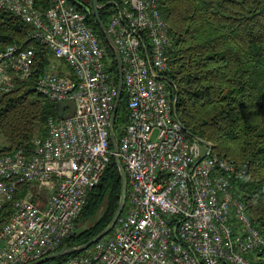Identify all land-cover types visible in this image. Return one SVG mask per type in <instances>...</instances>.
Returning a JSON list of instances; mask_svg holds the SVG:
<instances>
[{"label":"built area","instance_id":"obj_1","mask_svg":"<svg viewBox=\"0 0 264 264\" xmlns=\"http://www.w3.org/2000/svg\"><path fill=\"white\" fill-rule=\"evenodd\" d=\"M50 1L41 13L34 0H0V9L31 26L28 40L44 44L73 71L59 73L51 60L35 91L52 102H75L71 115L67 107L62 117H48L31 152L0 155V207L13 206L0 228V264H26L54 252L74 231L114 154L109 124L117 84L105 48L87 23L88 11L69 0ZM103 7L127 102L117 153L127 202L109 235L61 264H252L264 253V236L235 194L237 182L253 179L249 164L214 153L176 115L165 75L172 41L158 0H103ZM34 62L32 46L0 49V96L27 80Z\"/></svg>","mask_w":264,"mask_h":264},{"label":"trees","instance_id":"obj_2","mask_svg":"<svg viewBox=\"0 0 264 264\" xmlns=\"http://www.w3.org/2000/svg\"><path fill=\"white\" fill-rule=\"evenodd\" d=\"M78 1L88 7L87 23L104 46L108 70L118 84L115 55L95 20L92 0ZM102 1L98 0V4ZM50 2L34 0V7L44 13ZM158 3L172 41L165 75L173 84L175 113L192 135L211 143L214 153L248 162L253 179L237 182L235 194L245 203L253 224L264 236V0ZM98 13L105 26L109 12L103 7ZM31 31V26L18 16L0 9V49L17 43L32 46L35 51L31 76L18 79L12 91L0 96V135L5 141L0 155L18 148L31 152L33 138L45 135L48 117L59 115V107L67 108L33 88L36 77L47 70L52 55L44 44L27 39ZM58 70L62 73L59 67ZM119 111L125 123L128 111L123 91L112 125L117 142ZM120 187L119 169L114 156H110L99 183L88 192L74 231L55 251L82 245L101 232L118 206ZM23 188V184L18 186L19 191ZM19 191L14 199L22 194ZM12 211V201L0 207V228ZM83 253L85 250L71 252L40 264H61ZM252 264H264V253L253 256Z\"/></svg>","mask_w":264,"mask_h":264},{"label":"water","instance_id":"obj_3","mask_svg":"<svg viewBox=\"0 0 264 264\" xmlns=\"http://www.w3.org/2000/svg\"><path fill=\"white\" fill-rule=\"evenodd\" d=\"M72 4H74L76 7L83 9L85 11H88V7H86L85 5H83L82 3H80L78 0H69ZM99 4H98V0H92V11L94 13L95 16V20L98 24L99 29L101 30L105 40L107 41V43L109 44V46L111 47V49L114 52L115 55V59L117 62V66H118V84H117V95L115 98V102H114V107H113V111L111 113V117H110V124H109V138H110V143L113 149V153H114V159L115 162L118 166L119 169V173H120V177H121V187H120V196H119V202H118V206L111 218V220L109 221V223L107 224V226L101 230V232H99L96 236H94L93 238H91L90 240H88L86 243L79 245V246H75V247H66V248H62L59 249L57 251H54L46 256H43L40 259L31 261L29 263L26 264H40L43 263L45 261L51 260L53 258L56 257H60L63 255H67L71 252H75V251H83L86 250L91 244H93L95 241H97L98 239L104 237L105 235H107L111 229L113 228L116 220L118 219V217L121 215L124 207H125V203H126V189H127V177H126V173L124 170L123 165L120 162V159L118 157V142L115 138V134H114V130H113V121H114V117L116 115L117 112V108H118V103L121 97V93H122V62H121V58L119 55V52L112 40V38L110 37L109 33L107 32L103 22L101 21L100 17H99ZM60 117H62L64 115V113H62L61 107H59V113H58Z\"/></svg>","mask_w":264,"mask_h":264},{"label":"rangeland","instance_id":"obj_4","mask_svg":"<svg viewBox=\"0 0 264 264\" xmlns=\"http://www.w3.org/2000/svg\"><path fill=\"white\" fill-rule=\"evenodd\" d=\"M52 62H54L59 67V69L62 72V74H65V75L73 74L72 69L69 66H67L62 59L55 58V57L52 56ZM61 105H65V106H67L69 108V111L67 112L66 115H71L74 112L75 102L73 100L64 101V102L60 103V106ZM122 118H123V114H122L121 111H119L118 114H117V119H118L117 126H119V127L121 125H123V123H124V122L121 121ZM4 142L5 141H4L3 137L0 135V147L4 144ZM109 234L110 233H108L107 235H109ZM90 246L92 247V244ZM87 251L88 250H85V252H87Z\"/></svg>","mask_w":264,"mask_h":264},{"label":"bare ground","instance_id":"obj_5","mask_svg":"<svg viewBox=\"0 0 264 264\" xmlns=\"http://www.w3.org/2000/svg\"><path fill=\"white\" fill-rule=\"evenodd\" d=\"M114 155V154H113Z\"/></svg>","mask_w":264,"mask_h":264}]
</instances>
